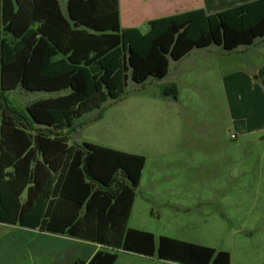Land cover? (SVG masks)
Segmentation results:
<instances>
[{"label": "trees", "instance_id": "1", "mask_svg": "<svg viewBox=\"0 0 264 264\" xmlns=\"http://www.w3.org/2000/svg\"><path fill=\"white\" fill-rule=\"evenodd\" d=\"M65 9L64 15L58 0H0V134L4 139L5 128H36L32 149L53 173L41 184L40 213H28L30 197L20 209L0 198V223L179 264H230L226 251L165 236L155 245L152 233L128 228L145 157L88 142L68 145V135L76 119L119 99L128 78L161 80L169 60L194 49L214 45L231 52L264 38V0L154 19L144 34L120 27L118 0H67ZM16 89L68 93L19 110L6 96ZM161 95L176 99L177 88L163 87ZM116 259L99 250L74 264Z\"/></svg>", "mask_w": 264, "mask_h": 264}, {"label": "rangeland", "instance_id": "2", "mask_svg": "<svg viewBox=\"0 0 264 264\" xmlns=\"http://www.w3.org/2000/svg\"><path fill=\"white\" fill-rule=\"evenodd\" d=\"M58 1L65 15L67 0ZM197 50L169 60L161 80L137 84L128 78L119 99L75 120L68 144L88 142L145 157L127 227L152 233L155 245L165 236L226 251L230 264H264V132L231 139L234 110L227 99L231 75L252 77L264 68V39L231 52L214 45ZM171 83L178 87L177 100L161 95ZM67 93L16 89L6 96L21 110ZM259 108L258 96L245 95L246 113ZM53 241L0 223V264H55L51 258H87L94 247L76 239ZM101 249L117 255L114 264H179Z\"/></svg>", "mask_w": 264, "mask_h": 264}, {"label": "crops", "instance_id": "3", "mask_svg": "<svg viewBox=\"0 0 264 264\" xmlns=\"http://www.w3.org/2000/svg\"><path fill=\"white\" fill-rule=\"evenodd\" d=\"M125 1L126 0H118L120 27L122 29L136 28L142 34H144L148 31V22L154 19L177 15L195 9H203L206 14H215L256 0H129L126 3ZM208 48L209 47L199 49L197 51H207ZM192 52L193 50L180 60L186 59L189 55H191ZM257 72L258 75L255 74V76L252 75V77H250L248 74L245 75V73L231 75L228 80L227 99H229V103L234 110L232 112L234 113V116H232V126L235 128L234 135L236 138H251L254 135L264 132V68ZM256 81L260 82L259 86L257 85ZM170 85H174L177 88L178 97L177 85L175 83H171ZM245 87L247 89L246 94ZM249 94H252L253 97L258 96L261 105L259 112L254 113L251 111L250 113H246L245 95L247 100L249 98ZM177 97L173 100H177ZM35 129L36 128L20 126L5 128L4 139L0 134V198H2L4 201H6L8 198L15 200L18 209H20L25 204L27 198L30 197L28 213L33 214L38 212L40 213L42 211V204L40 203L42 198L41 184L42 182L46 183L48 180L50 181L53 175V173L51 171L49 172L42 164L41 154L35 150L33 151L32 149L34 146L32 142V136L35 133ZM263 140L264 137L259 139V141ZM28 144L30 145L28 146ZM31 149L32 152L28 154V151ZM26 154L28 157L24 158ZM145 167L146 159L139 184L135 190V194L141 185ZM22 184H24V187L20 189ZM31 188L33 189L31 190ZM135 200L136 196H134L132 207L135 204ZM4 205L7 206V203H4ZM11 208L14 209L15 207L13 206ZM21 228L37 231L39 233L55 237L56 241H53L55 243L58 241L67 242L72 239H76L66 234L42 232L37 228ZM76 240L78 241L79 239ZM85 242L94 244L93 250L89 257L51 259L56 261L55 264H58V262L59 264H74L77 260H88L97 251L102 250V245L100 244L89 241Z\"/></svg>", "mask_w": 264, "mask_h": 264}, {"label": "built area", "instance_id": "4", "mask_svg": "<svg viewBox=\"0 0 264 264\" xmlns=\"http://www.w3.org/2000/svg\"><path fill=\"white\" fill-rule=\"evenodd\" d=\"M230 137H231V139H235L236 138L235 135H231Z\"/></svg>", "mask_w": 264, "mask_h": 264}]
</instances>
